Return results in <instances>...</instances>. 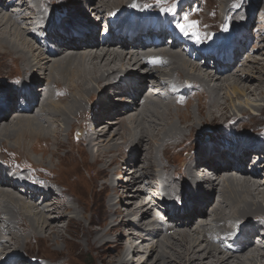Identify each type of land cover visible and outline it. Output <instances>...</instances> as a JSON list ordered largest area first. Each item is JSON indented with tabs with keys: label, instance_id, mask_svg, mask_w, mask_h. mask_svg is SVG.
<instances>
[{
	"label": "bare ground",
	"instance_id": "6f19581e",
	"mask_svg": "<svg viewBox=\"0 0 264 264\" xmlns=\"http://www.w3.org/2000/svg\"><path fill=\"white\" fill-rule=\"evenodd\" d=\"M53 1L0 0V51L5 48V52L10 46L9 55L12 60L9 62L15 63L18 68L14 72L16 75L7 76L9 79L0 89V158L7 159V152L15 158L18 156L17 152L27 156L32 149L39 150L40 143L43 148L48 147V150L43 149L42 155L53 153L55 149L52 145L60 131L59 122L62 121L60 124H63L64 136L68 140L72 135V128L81 126L82 132L75 135L82 137V145L90 163L102 162V167L105 168L107 155L112 150L114 152L124 148V156L118 158L117 166L121 165V169L128 167L124 168V174H128V177L120 182L119 187L111 190L113 196L118 198L127 196L130 203L128 208L116 206L119 201L108 204L107 210L122 218H114L108 229L81 226L80 242L74 243L62 238L64 244L69 247L76 244L87 253L98 250L94 257L98 264H264V171L257 165L249 168L247 161L249 157L258 155L261 163L264 162L262 132L240 137L235 134L236 139L225 138L213 142L208 140L209 131L201 129L200 134L206 136L205 141L183 162L185 173L182 170L178 174L180 167L173 169L172 174L169 169L170 161H166L161 155L168 146L178 144V140L184 136L181 131L183 129H176L175 131H180L165 135L157 145V142L154 143L156 150L155 147L144 150L146 156L143 162V149L140 152L138 148L143 147L141 145L145 143L146 135L150 140L154 137L152 127L157 122V99L160 97L157 87L171 88L165 92L166 96L175 95L180 99L185 95L186 102L192 95L199 94L200 88L196 84L202 85L206 90L212 81H224L219 84V89L221 87L225 90L228 105L203 102L195 107L203 117L202 123L207 122V127L209 123L232 115L227 116L229 110L235 114H245L241 107H237V103L251 114L261 110L257 108V104L255 109L246 98L249 93L255 98L264 99V88L252 86L253 81L264 80V64L257 62L259 57L252 55L245 62L246 55L253 54L250 39L249 46L246 44L249 37L247 33H243L245 40L231 38L224 43H216L202 36L196 42L191 36L182 33L176 25H171L176 16L171 18L172 15L167 16V13L159 16L146 12L137 14L134 21L132 16L127 19L129 13L132 15L137 12V8L132 5L146 0H74L72 8L61 14L56 21L52 18L55 7H52L53 13L49 7V3ZM14 6L19 10L14 11ZM28 10L33 15L30 21H27ZM92 13L95 15L92 17L94 23L86 20ZM141 16L149 19L139 22ZM162 19L166 23L164 28L159 23ZM114 20L117 22H113ZM254 22L255 17L249 27ZM224 26H227L226 31L232 33L237 26H242L241 17L227 11ZM113 27L121 30L119 35L113 33ZM151 28L157 29V39L152 36ZM250 35L253 36L252 33ZM168 39L173 41L171 45ZM37 40L43 43L40 44ZM192 51L195 54L190 61L188 59L189 56L192 57ZM174 53L176 59L173 58ZM2 57L9 58L8 55ZM198 58H202L203 62L199 63ZM211 59L214 60L213 66ZM170 66L177 68L174 71L177 77L174 84H167L168 79L163 82L165 78L162 81L155 79V73H158L157 76L164 73L157 68L164 70ZM180 71L186 74L183 76L185 82L178 80ZM34 72L42 76L36 77ZM235 72H239L237 81L245 82L242 86L239 85L241 88L236 83H229L227 79L228 75L233 77ZM149 76H154L150 82L147 79ZM44 77L50 82H46ZM179 83H182L181 87ZM214 85L210 86L211 90L215 89ZM108 89L111 95L107 92ZM205 109L207 110L204 111ZM217 110L221 112L218 116L215 114ZM9 112H13L11 114L14 116L11 117ZM7 114L11 117L9 121L5 120ZM165 114L160 115L162 120L167 117V111ZM168 114L170 115L169 112ZM89 118L94 120L90 129L87 124ZM184 118L193 119L190 115ZM171 122L172 120H165L166 126L172 127ZM194 124H190V132L197 134L199 130ZM85 125L87 130H84ZM124 126H134L138 134L136 141L125 138ZM202 126H205L204 123ZM189 127L185 126L184 131ZM127 130L132 134L131 128ZM89 136L95 138L91 137L89 140ZM154 140L157 141L156 138ZM154 140L150 142H155ZM93 145L96 147L95 152L92 150ZM61 146L69 148L70 144L63 141ZM16 159L0 160V264H46L47 260L22 253H27L33 237L37 239L36 235L41 232L40 223L41 227L47 228V235L44 237L49 247L52 246L53 250L59 252L60 245L56 236L61 231L51 225L58 218L52 221L54 216L50 210L55 209L56 213L62 214V211L72 210V206L66 208L64 204L63 210L61 205H54H63V202L56 198V183L52 180L54 176L50 168L36 161L26 160L29 158L25 159L29 166H23ZM25 160L23 159L24 163ZM197 161H200V165H209L215 173V177L207 181V191L203 187L197 191L189 189L194 179L193 172L198 169ZM155 168L161 173L156 179L161 178L162 188L157 187L159 181L154 183L153 188H148L149 184L153 185L149 182L150 178L158 175ZM121 172L123 171L117 172L118 179ZM180 175H184V178L181 179ZM240 175H247L248 178ZM149 189L151 195L155 194L153 190L158 189H163L165 195H170V199L167 197L166 200L163 199L164 202H159V205L164 206L158 207L160 212L166 210L165 223L150 216L153 207L149 204ZM183 193L186 200L184 211L181 209L177 212L166 204L169 200L184 199ZM225 209H228L226 215L221 213ZM135 213H141L146 224L157 223L160 227L147 229L138 223L135 225L132 221H127L126 218ZM76 219L79 220V216ZM88 220L91 222L92 218ZM16 228L23 229L22 235L16 233ZM186 228L198 234L200 240L193 234L179 231ZM114 231L117 235L110 237L109 234ZM98 241L102 243L97 244ZM107 248L110 249L107 251Z\"/></svg>",
	"mask_w": 264,
	"mask_h": 264
},
{
	"label": "rangeland",
	"instance_id": "374dc122",
	"mask_svg": "<svg viewBox=\"0 0 264 264\" xmlns=\"http://www.w3.org/2000/svg\"><path fill=\"white\" fill-rule=\"evenodd\" d=\"M189 1H191L190 4H189ZM73 3H74V0H54L53 2H50L49 7L51 8L52 13H53L52 7H55V11H54L55 13L52 15V18L56 19V21L59 20L60 15L65 14L68 10H70L72 8ZM135 5L137 8V12L135 14H132V15L128 12L129 15L127 17V19H129L132 16V21H134V19L136 18L135 16L137 14H139V13L144 14L146 12L148 14H151V15H159V16L160 15H166V13H167V16L172 15L171 18H174L176 16L175 21L171 22L172 26L176 25L177 23H184L183 17H185V16H187L189 18V22L196 21L197 24H196L195 29L190 30L189 34L187 35V36H191L193 39H195L196 42L199 39H202V36H205L206 40L207 39L209 41L214 40V41H216V43H217V41H219L220 43H224L228 40H231V38L232 39L241 38V39L245 40V38L243 37V33H247V36H249V37H248V39H246V44L249 46V39H250V41H251L250 50H253V54L248 53L246 55L245 62L248 59H250V55H252V57H254V56L259 57L257 62L264 64V45H263L264 44V0H146L145 2L139 1ZM145 5H150V7L146 8ZM12 8H18V7L14 6ZM162 8H171V9H173V11L162 12L161 11ZM115 9L116 8H114V10ZM115 11L117 12L118 10L116 9ZM227 11H230L234 16L241 17L242 26H237V28L234 29V31L232 33L226 31L225 26H224V16H225ZM28 12L29 13H28L27 17H29V20H27V21H30L33 18V15L30 14L29 10H28ZM108 15H109V13H107V16ZM92 16H95V15L92 13L91 16L89 15V18L93 20ZM254 17H255V22L253 24H251V26L249 27V25L253 21ZM86 20L89 22V19H86ZM86 20H85V22L87 23ZM159 23H160V26L164 28V25L166 24L165 20H163V19L159 20ZM81 24H83V23L81 22ZM95 28H97V27H95ZM165 30H166V28H165ZM98 31H100V28ZM193 31L196 33L195 35L193 34ZM177 32H178V30H177ZM113 33H114V31H113ZM251 33L253 34L252 37L250 35ZM119 34L116 33V35H119ZM174 36H176V34ZM177 36L180 37V35H178V33H177ZM37 41L40 44L43 43L39 40H37ZM199 45H197L198 48H199ZM253 46H257V48L254 49ZM31 48L33 49V46ZM4 49H1L2 52L0 51V89H2L3 86H5V81L7 79H9V77L7 78V76L9 74H11L12 76L16 75L14 72L17 71V69H18L16 67L15 63L9 62L12 60L10 55H9V54H11L10 46L7 48L8 51L6 50L4 52L3 51ZM35 51L37 53V50H35ZM3 55H8L9 58L8 57H2ZM126 57H128V56H126ZM176 57L177 56L174 53L173 58L176 59ZM190 57L191 56H189V59H190ZM190 61H192V59H190ZM200 62L202 63L203 61L200 60L199 63ZM34 63H36V59H35ZM247 65L252 66L253 64H247ZM199 66L202 67V65H199ZM263 68H264V66H263ZM157 70L160 72H164V73H160V75L163 76V77L161 76V78H160V75L157 76L158 73H155V79L159 78L160 81H162L165 78L163 80V82H165L168 79L166 81L167 84H174V80L175 79L177 80L176 74L174 72V71H177V68L170 66L168 68H165L164 70H161L159 68H157ZM168 70L171 71L172 73L169 72ZM34 73H35L36 77L42 76L41 74L39 75L36 72H34ZM180 73H181V75L183 74L182 77L186 76V74L182 73V71H180ZM255 73H254V75H256ZM237 74H239V72H235L233 77L228 75L227 76L228 78L227 77H225V78L228 79L229 83H236L237 86L239 87V85L242 86L245 82L244 81L238 82L236 79V78H238ZM262 74L264 77V73H262ZM168 75H170L169 76L170 78L168 77ZM181 75L178 74V80L185 82L186 80L184 79V77L183 78L180 77ZM189 76H192V75H189ZM152 77H154V76L147 77L149 82H150V80L154 79ZM44 79L46 80V82H48V81L50 82V80H48L46 77H44ZM242 79H244V78H242ZM256 81L257 80L253 81L252 86H256V87L258 86V87L264 88V80L262 82H260V81L256 82ZM223 82L224 81L221 82V79L212 81L211 85L213 86L215 84L214 85L215 89H213V90H211L212 89V87H210L211 85L208 86V88L205 90L204 87H202V85L196 84V87L200 88L199 94L198 95L197 94L192 95L189 98V100L186 102H185V95L183 97H181L180 99H179V97H177L175 95H167L166 96L165 92L169 91L171 88L159 89L157 87L159 90L157 88H156V90L159 92V96H160L158 98L159 100L157 99V101H158L157 109L159 110L160 114L159 113L156 114V115H158L157 122L153 125V127L150 126V129L152 127L154 129V132H155L154 137H152L151 140H154V138H156L157 141L154 140L155 142H150L151 141L150 138H147L146 137L147 135H146L144 137V142L147 145L145 143H143L141 145V146H143L142 148H140V146L137 145L140 152L143 149L142 150L143 153H141V157L143 158L142 162L144 161V158L146 156V154L144 153V150L148 151L150 149H153L154 147H155L154 150H156V147H157L156 145L159 144V142H162V138L165 135L176 133V132L180 131V130L175 131L176 129H183L181 131L184 132V136L181 137V139H179L180 141L178 140V142H177L178 144L170 145L166 149H164L165 153H163L161 156H162V158L164 156V159L166 161H168V160L170 161L169 169H171V171L173 169H175L177 166L180 167L178 169L177 174L182 173L183 171L185 173V166H183V164H184L183 162L185 161L187 156H189L197 147H199L203 143V141H205L206 136H202L200 134L201 129H207L209 131L210 136H209L208 140H211L213 142L214 141H220V140L225 139V138H226L225 140L236 139L235 134H237L239 137H240V135L241 136H247L250 134H260L261 132L264 134V99L255 98V96H252L249 93H247L246 98L249 99V101L252 103L253 107L255 106V104L258 105V107L257 106L254 107L255 109H257V108L261 109L260 111L254 112V113H257L256 115L253 113L252 114L249 113L248 110L243 108V106H239L237 103V107H239V108L241 107V109H243L245 111V114H240V115H242V117L237 118L236 114L233 111L229 110L230 112L227 114V116H229V114H231V113H232V115H230L226 119L222 118L220 121L218 120V122L209 123L208 127L206 126L207 122H203L205 126H202L203 125V123H202L203 117L201 114H199L197 108H195V107H197L198 104H203V102H211V103L212 102L213 103L218 102V104H220L221 106L228 105V101H227L228 98L226 97L225 90L223 91L221 89V87L219 89V84H221ZM176 83H178V81ZM179 84L181 87L182 83H179ZM192 84H194V83H192ZM241 86L239 88H241ZM179 90H181V88H179ZM107 92L109 93V95H111L109 89L107 90ZM222 95H224V96H222ZM99 97H100V95H99ZM99 97H98V100H99ZM107 97H108V95H107ZM107 97H105V99ZM240 99L244 100V98L241 96H240ZM91 100H93V98ZM111 100H112V98H111ZM113 101H115V100H113ZM57 102H60V100H58ZM62 103L65 104V102H63V101H62ZM87 104H88V102H86V106H88ZM161 105H163V106H161ZM192 109L194 112L192 111ZM206 110L207 109H205L204 111H206ZM166 111H167V117H164V120H162L160 118V115L165 114ZM168 112L170 113V115L168 114ZM11 113H13V112H9L8 114H10L11 117H13L14 115H12ZM8 114L5 116V120H7V121H9V119L11 120V117ZM91 114H93V113H91ZM215 114H216V116H218L221 114V112H219V110H217V112ZM187 115L192 116L193 119L185 120L184 117ZM85 118H86V116H85ZM165 120L166 121L172 120V122H171L172 127L169 128L168 126H166ZM60 123H62V121L59 122L60 126H58V128L60 130L59 134H58L59 136L56 139L55 144L52 145L53 149H55V151H53V153H47L46 155H42V154H44L43 149H46V148H43L41 146L42 143H40L39 150L32 149L28 153L27 156H25L23 154H22L23 155L22 156L19 152L15 151L18 154V156H16L17 159L13 155H10L9 152H7V154H9L7 159L0 158V160H3V161L4 160L9 161L10 159H16L18 161V163L23 165V166H29V163L26 160H33V161H36L37 163H39L43 166H46L47 168H50L52 170L51 174H52V176H54L52 180H53V182H55L57 184V185L56 184L54 185V191L57 193L59 198H58V196H56V198L63 202V205L60 203H55L54 205H61V209H63V210H64V207H63L64 204L66 205V208L72 206V210H65V212L62 211V214L56 213L55 209L50 210L51 214L53 213L52 215L54 216L51 218V220L54 221L55 218H58V220L55 219V220H57V222H55L54 224H51V225L53 226V228L61 231V233H59L56 236V238L59 242V245H60L59 252L53 250L52 246L49 247L48 241L44 237L45 235H47V228H44L43 226L41 227V223H40L39 229L41 230V232H40L41 234L39 233L38 236L36 235L37 239H34L35 237H33L31 239L30 244L28 245L27 253H22V254L30 255L31 257L37 256L42 260H47L48 263H46V264H49V263L50 264H98V261L94 260V257L97 254L98 250H96V251L94 250V251L87 253V252L82 251V249L80 250V247H78L76 244H73L70 247L65 245L62 238H65L68 241H71L74 243L80 242V237H82V234L80 233V227L81 226H90L92 229H96V228H102V229L107 228L108 229L111 226V224H112L111 222L114 218L121 217V215L118 217V215L114 216L113 212H109L107 210L108 204L109 205L115 204L117 201H119V203L116 206H119L121 208L130 207L129 199L126 198L127 196H123L122 198H118L115 195L113 196L114 193L111 190L113 187H119V185L121 184L120 182H124L128 177V174H126V173L124 174L125 169L128 167H126V168L124 167L125 169L124 168L121 169V168H119L121 165L117 166L118 158L121 156H124V153H123L124 148L120 149V150H116L114 152L112 150L107 155L108 157L105 158L107 166L105 168L102 167V164H101L102 162H100L99 164H97V163L92 164L89 162V160L87 158V152H85L84 145H82L83 144L82 139H81L82 137H76V135L78 136L82 132V131H80L81 126L80 127L75 126L72 128V135H71L70 139L68 140L64 136V132H63V128H62L63 124H60ZM164 123H165V125H164ZM190 124H194L196 127H198L199 131L197 134L190 132L191 131L190 130L191 127H189ZM0 125H2V124H0ZM129 126H130V124H129ZM185 126L189 127V128H186L187 131L186 130L184 131ZM200 126H202V127H200ZM133 127L134 126L129 127L132 129V134H130L131 132L129 130H127V129H129V128H127V126L123 127L124 132L126 133L125 138L128 140L134 139L133 141H136V139L138 138V134L136 133L137 130L135 132V128H133ZM161 127H163V128L160 131H158ZM165 127H167L166 130L164 129ZM87 129H88V127H87ZM133 129H134V131H133ZM170 129H171V131H168ZM77 130H79V131H77ZM155 130H157V131H155ZM75 133H76V135H75ZM91 137H93V139L95 138V136H89V140H91ZM117 138L118 137H116V139ZM237 139H239V138H237ZM63 141H68L70 144V147L68 148L66 146H61V143ZM148 142H149V144H148ZM92 143H94V142L92 141ZM154 143H156V145H154ZM196 144H197V146H196ZM144 147H146V149ZM50 148H52V147L50 146ZM4 149H7V148H4ZM95 149H96V147H94V145H93L92 150H94V152L96 151ZM46 150H48V147ZM26 158H29V159H26ZM23 159L24 160L26 159L25 163L23 162ZM138 160L140 161V158H138ZM122 166H125V164L124 165L122 164ZM246 166H247V164H246ZM157 168H155V171L157 170L158 175L152 176V179L150 178L149 182L153 183V185L149 186L150 185L149 184L148 188H153L154 183H155L154 180L156 179V177L161 175V173L158 171L159 168L158 169ZM119 170L123 171V172L119 173L121 176L120 179H118L116 177L117 172H119ZM172 174H173V171H172ZM180 176H181V179L184 178V177H182L184 175H180ZM240 176L244 177V178L245 177L248 178L247 175H240ZM115 179L120 180V182L118 184H115V182H114ZM57 182H60L61 184H58ZM262 188L264 189V186H262ZM153 192L156 194L157 190L156 191L153 190ZM183 194L185 197V193H183ZM166 195H167L168 199H170V195L168 193ZM54 200H56V199H54ZM170 202H171V205L178 212L177 208H179V207H177L175 205L178 203L177 200H173ZM61 209H59L58 211H61ZM4 210L6 211V209H4ZM82 210H83V213H82ZM125 211H127V210H125ZM224 211H222L221 213L226 215V212L228 213V209H225ZM60 214H61V216H59ZM79 214H81V215H79ZM112 214H113V216H112ZM78 216L80 218L79 220L76 219V218H78ZM36 218L40 220V218L38 216ZM88 218H92V221L89 222ZM106 218H110V219H106ZM126 219H128V218H126ZM246 219H248V218H246ZM246 219H244V220H246ZM244 220H242V221H244ZM123 221H125V220H123ZM117 222H119V221H117ZM126 224L129 225L127 222H126ZM181 230L186 232V233L193 234L194 236L198 237V239L200 240L199 235L194 234V232L191 230L188 231V228L180 229L179 231H181ZM15 231L20 236V235H22L23 229L16 228ZM115 232L116 231L111 232L109 234V236L115 237V235H117V233H115ZM121 232H123V230H121ZM176 234H174V235H176ZM123 235H124V233H123ZM207 238H209L208 235H207ZM123 239H125V235L123 236ZM175 239H177L176 236H175ZM168 240H171V238H168ZM98 242H97V244L102 243V241H98ZM22 245L23 244H21L20 246L22 247ZM214 245L215 244H213L212 246L214 247ZM109 249L110 248H107V251ZM28 252H29V254H28Z\"/></svg>",
	"mask_w": 264,
	"mask_h": 264
},
{
	"label": "snow or ice",
	"instance_id": "6c2138e0",
	"mask_svg": "<svg viewBox=\"0 0 264 264\" xmlns=\"http://www.w3.org/2000/svg\"><path fill=\"white\" fill-rule=\"evenodd\" d=\"M133 7H136L135 4L132 5ZM145 7H150V5H145ZM162 12H167V11H173L171 8H162ZM184 23H177L176 27L185 35L189 34L190 30H194L196 27L197 22L196 21H191L189 22V18L187 16L183 17ZM225 30H227V26H225ZM193 34L195 35L196 33L193 31ZM199 42V41H198Z\"/></svg>",
	"mask_w": 264,
	"mask_h": 264
}]
</instances>
